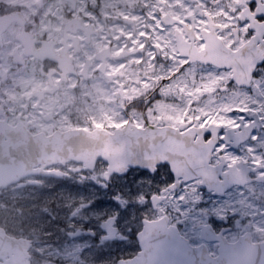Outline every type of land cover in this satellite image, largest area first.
Here are the masks:
<instances>
[{
    "label": "flooded vegetation",
    "instance_id": "1",
    "mask_svg": "<svg viewBox=\"0 0 264 264\" xmlns=\"http://www.w3.org/2000/svg\"><path fill=\"white\" fill-rule=\"evenodd\" d=\"M261 12L264 0H0V125L9 128L10 140L76 129L140 130L149 143L186 144V174L196 175L169 184L165 169L151 175L166 161L152 170L129 166L109 173L102 160L92 169L70 160L49 166L56 176L29 175L8 188L89 189L99 194L91 204L105 203L115 189L122 193L127 199L120 213L107 211L91 226L56 219V240L83 241L87 246L78 252L98 264L103 255L105 264H116L173 240L162 234L144 242L152 237L142 233L146 222L157 220L174 226L186 242L187 258L176 264H207L219 255L225 259L217 264H264V182L248 171L255 167L248 162L253 156L264 168V139L249 151L253 122L229 116L233 108L249 115L264 111V69L257 66L264 61ZM204 130L213 133L212 141L218 130L227 131L222 171L233 185L226 195L212 141L200 137ZM239 150L244 154L233 159ZM142 170L148 175L133 185ZM205 176L218 185L207 184L200 200L196 186L205 184ZM50 181L56 186H47ZM173 190L182 193L178 205ZM63 204L58 214L66 211ZM7 231L18 241L0 263L44 264L51 251L45 245L53 239L27 222ZM225 245L234 247L222 252Z\"/></svg>",
    "mask_w": 264,
    "mask_h": 264
},
{
    "label": "water",
    "instance_id": "2",
    "mask_svg": "<svg viewBox=\"0 0 264 264\" xmlns=\"http://www.w3.org/2000/svg\"><path fill=\"white\" fill-rule=\"evenodd\" d=\"M9 131L7 126L0 125V187H5L28 174L56 175L54 171L44 168L57 162L69 160L82 162L85 168L92 169L95 162L102 159L107 163V172L122 173L128 166L152 170L154 165L161 162L165 156L176 176L187 170L185 168L187 152L183 150L186 144L176 142V144L164 145L155 141L149 143L147 140L140 139L143 134L140 130H128L127 132L116 130L109 133L97 129H76L56 132L41 140L24 136L18 137L15 141L9 139ZM3 137H6V140H3ZM25 137L27 138L25 139ZM163 145L166 150H163ZM183 177L185 180L193 178ZM203 181L206 184L212 183L211 185L216 186L211 177L205 176ZM158 221L160 220L146 222L142 233L150 234L152 237L144 240V242L150 244V242L155 241L153 239L163 236L162 234L172 235V228H164L161 224L157 225ZM111 222L110 220L109 224ZM175 231L178 233L176 229ZM15 241L18 239L7 235L5 229L0 226V257H4L5 254L16 249L14 244L17 242ZM159 242L164 243V246L145 247L144 251L140 253V257L120 260L117 264H159L160 261H166L164 264H176L177 258H187V248L175 247L174 240ZM224 259L222 255H219L212 261H207V264H217ZM0 264H16V262L7 260Z\"/></svg>",
    "mask_w": 264,
    "mask_h": 264
},
{
    "label": "rangeland",
    "instance_id": "3",
    "mask_svg": "<svg viewBox=\"0 0 264 264\" xmlns=\"http://www.w3.org/2000/svg\"><path fill=\"white\" fill-rule=\"evenodd\" d=\"M30 1L34 3L36 0ZM61 3L62 0H55V5H61ZM50 6L49 4L46 8L48 12ZM47 186L54 187L56 182H47ZM59 188H46L40 192L34 188H24V186L16 185L0 191V225L6 229L19 230L21 224L27 222V227L31 228V231L46 235L45 240L53 239L52 242L45 245L51 251L47 252L42 258L44 264H98V262L93 261L90 254L78 252V246H87L83 241L66 237L56 240L58 228L56 219H63L66 226L78 224V222H85L91 226L107 211L114 214L120 213L124 199L127 198L115 189L110 193L111 199H106L105 203L91 204L95 197H99V194L94 191L75 189L71 192L65 189L66 186L63 189ZM181 197L182 193H179L174 198L176 205L179 204ZM59 202H64L62 207L66 208V211H63L62 214H58L60 211L58 209ZM80 203L87 204L79 207ZM119 217L122 221V214ZM57 242L58 244L61 243V246ZM50 247L52 248L50 249ZM70 251L71 255H69ZM113 255L114 253L111 255L112 258ZM95 256L100 258L98 254ZM105 256L107 255L102 256L103 263L100 264H105L108 261Z\"/></svg>",
    "mask_w": 264,
    "mask_h": 264
},
{
    "label": "snow or ice",
    "instance_id": "4",
    "mask_svg": "<svg viewBox=\"0 0 264 264\" xmlns=\"http://www.w3.org/2000/svg\"><path fill=\"white\" fill-rule=\"evenodd\" d=\"M257 18L260 20H264V12L258 13ZM249 35H251V33H249ZM257 66L259 68L264 69V61L258 62ZM252 75L254 77H259L260 73L257 71H253ZM260 87H261V89H264V84H261ZM252 107H255V105H253ZM229 116L233 121L237 120V118H238L241 123H246L248 121L253 122L254 130H253V128L248 129V135L250 137L248 150L253 151L252 146L254 145V143L261 140V139H264V133H262L260 131L261 128H264V111L255 112L252 115H249L247 112H244L241 109L233 108L231 110V112L229 113ZM200 137H201L202 141L209 142V141H212L213 133L210 130H204L202 133H200ZM216 137L217 138L215 139V141H212V147L214 149L213 157L219 159V162L217 164V179L221 180V183L223 185L224 194L226 195L229 191V188L233 185V184L227 182L226 178L224 177V173L222 171V169L224 167L222 158L224 156L225 148H226V144L223 141H225L227 138V131L225 130L224 132H221L218 130ZM243 154H244L243 150H239L236 152L235 156H233V159H235L237 156H241ZM261 155H264V153H261ZM248 162L255 165V167H250L248 169V171L254 172L256 179H257V175L259 174V177H260L259 182H264V168L259 167V165L261 164V161L259 159H256L255 156H253L250 159V161H248ZM160 168L165 169V171L167 173V182L169 184L176 182L177 178L175 176V173L172 172L169 164H167V163H161L159 165V167L156 169V171L154 173H151V175L154 177H158L159 172H160ZM129 171H131V169H129ZM144 175H148L146 170H142L141 172L137 173L136 176L132 177V184L133 185L136 184V182L141 178V176H144ZM125 176H127V173H125ZM181 183H187V182L182 181ZM125 186H128L130 188L129 194H132V195L136 194L137 189L131 188V185H125ZM206 186H208L206 183L205 184H198L196 186L195 195H197L200 200L203 199V193L206 191ZM241 186H243V185H241ZM117 187L120 188L119 185H117ZM177 187L179 188L180 185H177ZM121 191H122V189H121ZM181 191H183V189H181ZM173 194L176 195L175 190H173ZM214 195H219V192H215ZM145 207H147V204L145 205ZM171 234H172L173 240L175 241L176 246L178 248L184 247L186 245L185 240L183 239V237H181L175 231L174 226L171 229ZM232 247H234V246L225 245L222 247L221 251L227 252Z\"/></svg>",
    "mask_w": 264,
    "mask_h": 264
}]
</instances>
